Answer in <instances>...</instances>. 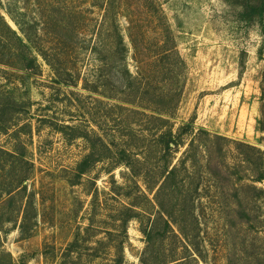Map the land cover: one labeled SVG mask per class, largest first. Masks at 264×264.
Masks as SVG:
<instances>
[{
  "label": "rangeland",
  "instance_id": "374dc122",
  "mask_svg": "<svg viewBox=\"0 0 264 264\" xmlns=\"http://www.w3.org/2000/svg\"><path fill=\"white\" fill-rule=\"evenodd\" d=\"M263 80L264 0H0V264H258L264 232L230 217L223 183L176 207L194 245L168 228L157 134L163 118L192 123L184 143L205 130L264 151Z\"/></svg>",
  "mask_w": 264,
  "mask_h": 264
},
{
  "label": "trees",
  "instance_id": "16d2710c",
  "mask_svg": "<svg viewBox=\"0 0 264 264\" xmlns=\"http://www.w3.org/2000/svg\"><path fill=\"white\" fill-rule=\"evenodd\" d=\"M13 20L24 36L23 38L18 37L14 33L18 41L23 44L27 40L32 44L30 32L28 33L15 19ZM131 41L136 49L135 54L138 55V52L141 53L142 50L134 45L133 37H131ZM114 49V57H117L115 59H119L122 63H125L129 59V48L121 30H118V41L115 43ZM172 55H174L173 52ZM170 57V53H165L162 59L169 60ZM51 67L58 76H62L61 72L64 71L57 69L52 61ZM121 70H125L127 74H130V70L126 65ZM141 73L140 71L137 74L140 75ZM262 101L264 102V83ZM170 110V108L166 109L164 107L162 115L170 117L172 114ZM160 120L165 125L157 134V141L160 143L159 147L162 149L167 163L164 167L165 171L156 187L158 186L157 195L167 198V205L173 207V211L169 212L168 209H164V205H161L163 213L169 216L166 223L168 228L175 226L183 240H187L190 245H194L191 243L192 239L189 236L190 231L188 227H184L183 222L174 217V214H177L176 207L182 209L184 212L187 210V207H194L197 201L200 202L203 198H206L199 193L203 183L205 185L211 183L210 189L214 187L218 188L223 183L225 186H228L229 193H232L228 197L229 204L227 206L230 217L240 220L242 227L249 230L252 229L255 234L264 232V188L258 186L264 183V151L249 144L212 135L205 130L193 133L189 141L184 143V135L186 134L184 132L191 128L192 123L184 126L181 131L175 132L169 126L171 123L168 119L160 118ZM181 148L184 149L181 157L174 159L173 157L181 152ZM127 152L129 151H123L124 154ZM131 152L136 151L135 149H131ZM216 154L231 159V162L226 163L225 161L221 166L212 165L211 160ZM140 164L141 162L135 160L133 163H129V169L134 172ZM81 171V174L85 173L82 169ZM143 174L144 172L141 173L140 170H137V173L135 172L132 176L133 178H144L145 175ZM145 184L148 183L145 182ZM192 191L195 195L193 193L190 195ZM213 198L217 199V197ZM172 232L174 236H177L174 230ZM143 233L150 245L153 237L147 234L146 231H143ZM197 248L198 252L199 247L197 246ZM246 258L249 264L255 261V257L251 254H248ZM256 262L258 264L264 263L262 255Z\"/></svg>",
  "mask_w": 264,
  "mask_h": 264
}]
</instances>
